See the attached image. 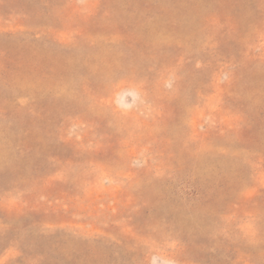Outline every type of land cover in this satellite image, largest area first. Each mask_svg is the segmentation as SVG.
Segmentation results:
<instances>
[{
  "label": "rangeland",
  "instance_id": "1",
  "mask_svg": "<svg viewBox=\"0 0 264 264\" xmlns=\"http://www.w3.org/2000/svg\"><path fill=\"white\" fill-rule=\"evenodd\" d=\"M0 264H264V0H0Z\"/></svg>",
  "mask_w": 264,
  "mask_h": 264
}]
</instances>
